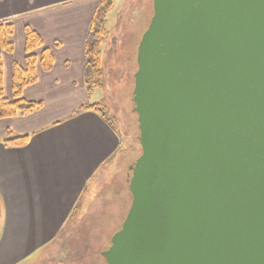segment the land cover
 <instances>
[{
  "label": "water",
  "instance_id": "water-1",
  "mask_svg": "<svg viewBox=\"0 0 264 264\" xmlns=\"http://www.w3.org/2000/svg\"><path fill=\"white\" fill-rule=\"evenodd\" d=\"M141 155L106 264H264V0H152Z\"/></svg>",
  "mask_w": 264,
  "mask_h": 264
},
{
  "label": "crops",
  "instance_id": "crops-1",
  "mask_svg": "<svg viewBox=\"0 0 264 264\" xmlns=\"http://www.w3.org/2000/svg\"><path fill=\"white\" fill-rule=\"evenodd\" d=\"M100 1L0 0V24L13 25V52L2 54L5 97H11L13 64L24 65L25 27L40 36L54 59L52 69L38 67L36 82L22 91V99L40 103V109L0 120V264L38 261L119 149V134L98 114H75L103 102L83 79L85 38ZM7 130L28 135L27 145L4 147Z\"/></svg>",
  "mask_w": 264,
  "mask_h": 264
},
{
  "label": "rangeland",
  "instance_id": "rangeland-1",
  "mask_svg": "<svg viewBox=\"0 0 264 264\" xmlns=\"http://www.w3.org/2000/svg\"><path fill=\"white\" fill-rule=\"evenodd\" d=\"M105 25L102 87L93 89L105 115L114 120L120 146L90 183L62 235L34 264H105L101 252L121 227L131 204L128 169L141 155L137 115L132 112L133 75L142 34L151 19L152 0H112ZM5 96L7 90L4 91ZM94 95V96H95Z\"/></svg>",
  "mask_w": 264,
  "mask_h": 264
},
{
  "label": "trees",
  "instance_id": "trees-1",
  "mask_svg": "<svg viewBox=\"0 0 264 264\" xmlns=\"http://www.w3.org/2000/svg\"><path fill=\"white\" fill-rule=\"evenodd\" d=\"M113 9L112 0H101L96 7L85 38L84 45V71L83 79L86 89L92 91L102 87L104 70L102 68V54L108 43V31L105 29L107 16ZM13 25L11 23L0 24V120L26 117L40 109V103L27 102L22 99V91L33 85L37 80L38 67L49 72L54 59L49 49L45 48L40 36L29 27L24 28V65L16 63L12 66L11 78V97L7 99L4 95L2 54L13 52ZM102 103L86 105L81 107L78 112L92 111L98 114L104 121L114 129V120L108 118L104 113ZM29 141L28 135L15 136L11 131L5 132L1 143L6 148H22ZM111 156L105 163H108ZM128 171V175H129ZM128 178V177H127ZM127 185V182H126ZM74 207L73 212L77 209Z\"/></svg>",
  "mask_w": 264,
  "mask_h": 264
}]
</instances>
